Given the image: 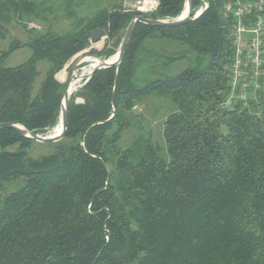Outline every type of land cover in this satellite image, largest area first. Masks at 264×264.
Masks as SVG:
<instances>
[{
	"label": "trees",
	"instance_id": "trees-1",
	"mask_svg": "<svg viewBox=\"0 0 264 264\" xmlns=\"http://www.w3.org/2000/svg\"><path fill=\"white\" fill-rule=\"evenodd\" d=\"M208 1L178 27L139 23L118 69L96 70L71 95L61 140L0 128V264H264V98L253 111L221 106L232 20L229 0ZM193 2L195 10L204 4ZM184 4L159 0L144 16L176 17ZM138 14L117 4L64 34L36 33L2 51L0 122L48 133L68 69L82 54H115ZM97 28L107 33L101 49L90 42ZM165 43L176 44L175 56L163 53ZM25 46L31 56L6 65ZM180 59L188 66L168 72ZM149 97L172 109L162 123L164 148L141 131L134 111ZM131 129L136 135L121 146ZM37 144L52 150L32 156Z\"/></svg>",
	"mask_w": 264,
	"mask_h": 264
},
{
	"label": "rangeland",
	"instance_id": "rangeland-1",
	"mask_svg": "<svg viewBox=\"0 0 264 264\" xmlns=\"http://www.w3.org/2000/svg\"><path fill=\"white\" fill-rule=\"evenodd\" d=\"M28 1H30L31 7L19 11L15 8L14 5L10 3V1L7 0L6 2H4V0H0V54L2 51L14 46L16 42H30L36 33L40 34L52 32L55 34H64L74 29V27L80 20H87L97 14L98 11L109 9L112 6L116 5L120 0ZM121 5H124L123 2ZM126 11L136 12L132 10ZM104 41L105 38L99 44L94 45V47L97 49H101L104 45ZM163 45V53H165L166 55L175 56L179 51V48H177L176 44L165 43ZM31 54L32 51L27 46L16 49L9 55L5 63L8 66H15L26 61L31 56ZM84 55L86 54L80 55L75 60L72 66L68 69V74L73 65L77 63ZM113 55H111V57ZM90 64V61L80 60L77 66V74L80 75L84 72H87L90 68ZM188 64V60L180 59L174 62L171 65L169 71L168 69L167 71L171 74H176L186 68ZM39 68L40 70H42L43 76V73L46 69L45 63H39ZM145 77L147 76H144L143 78ZM148 78H153V76H149ZM143 80L145 81L146 79ZM84 82L85 79L80 80L75 91L81 88V86L84 85ZM171 110V106L167 101L156 97L145 98L142 103L138 104L134 108L135 113L142 115L141 131L147 133L151 132L153 134V139L155 140V142L162 148H164V140L162 137V123L164 118ZM52 129L47 134H50ZM136 133L137 130L135 129L126 131L120 141L121 146H128V144H130V142L133 140ZM51 150V147L48 145L37 144L31 149L30 154L32 156H39L48 154L51 152Z\"/></svg>",
	"mask_w": 264,
	"mask_h": 264
},
{
	"label": "built area",
	"instance_id": "built-area-1",
	"mask_svg": "<svg viewBox=\"0 0 264 264\" xmlns=\"http://www.w3.org/2000/svg\"><path fill=\"white\" fill-rule=\"evenodd\" d=\"M123 4L126 10L144 15L154 12L159 0H124ZM224 13L232 20L233 54L226 67L228 93L221 106L253 111V104L264 98V0H229Z\"/></svg>",
	"mask_w": 264,
	"mask_h": 264
},
{
	"label": "water",
	"instance_id": "water-1",
	"mask_svg": "<svg viewBox=\"0 0 264 264\" xmlns=\"http://www.w3.org/2000/svg\"><path fill=\"white\" fill-rule=\"evenodd\" d=\"M203 2L205 7L203 9L200 7L199 9L195 10L193 0H185L183 11L178 16L172 18H166V19L150 18L142 14H138L130 21L129 25L127 26L122 41L120 43L119 50L115 55L109 58H103L92 54H86L82 56L80 59L81 61L82 60L88 61L87 58H95L98 60V62L87 74L82 73L78 75L77 66L79 64L80 61L79 60L77 63L73 65L72 69L67 75L63 90V97L61 102L59 118H58L61 121L62 126H61V130L58 133H52V134L34 133L25 126L14 122H0V128L14 129L27 138H31L34 141L43 142V143H52L61 140L65 136L68 128L69 100L73 92L77 89L76 87L73 91H71V86L72 83L78 79V77H81L80 80L85 79L84 82L85 84L89 80V78L93 75V73L98 69L112 67V66L118 69L120 63L122 62L126 48L139 23H144L149 26H158V27H178L190 21H193L197 19L199 16H201L209 6L208 0H203ZM106 37H107L106 30L97 28L91 31L90 42L92 45H96L99 44Z\"/></svg>",
	"mask_w": 264,
	"mask_h": 264
},
{
	"label": "bare ground",
	"instance_id": "bare-ground-1",
	"mask_svg": "<svg viewBox=\"0 0 264 264\" xmlns=\"http://www.w3.org/2000/svg\"><path fill=\"white\" fill-rule=\"evenodd\" d=\"M87 60L90 61L91 64H90V68H89V70H88L87 72H84V74H87L89 71H91V69H92V68L96 65V63L98 62V60L95 59V58H87ZM80 79H81V77H78V79L72 83L71 91H73V90L77 87L78 83L80 82ZM61 126H62V125H61V121L58 119V122H57V124L55 125V127L52 129L51 134H52V133H58V132L61 130Z\"/></svg>",
	"mask_w": 264,
	"mask_h": 264
},
{
	"label": "crops",
	"instance_id": "crops-1",
	"mask_svg": "<svg viewBox=\"0 0 264 264\" xmlns=\"http://www.w3.org/2000/svg\"><path fill=\"white\" fill-rule=\"evenodd\" d=\"M122 2H123V1H122V0H120V1H119L117 4H118V5H119V4L121 5V4H122ZM117 4H116V5H117Z\"/></svg>",
	"mask_w": 264,
	"mask_h": 264
}]
</instances>
